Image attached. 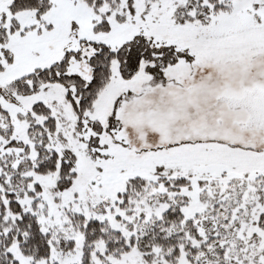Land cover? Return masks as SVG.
Segmentation results:
<instances>
[{
    "label": "snow or ice",
    "instance_id": "6c2138e0",
    "mask_svg": "<svg viewBox=\"0 0 264 264\" xmlns=\"http://www.w3.org/2000/svg\"><path fill=\"white\" fill-rule=\"evenodd\" d=\"M0 264H264V0H0Z\"/></svg>",
    "mask_w": 264,
    "mask_h": 264
}]
</instances>
